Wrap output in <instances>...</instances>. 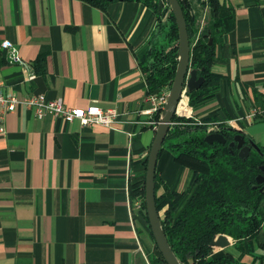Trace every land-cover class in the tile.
<instances>
[{
	"label": "crops",
	"instance_id": "obj_1",
	"mask_svg": "<svg viewBox=\"0 0 264 264\" xmlns=\"http://www.w3.org/2000/svg\"><path fill=\"white\" fill-rule=\"evenodd\" d=\"M206 1L190 0L201 26L210 16ZM228 1L233 10L221 17L226 25L233 18L234 29L217 36L212 71L222 76L214 83L218 89L195 107L188 102L201 119H239L233 129L252 149L264 151V117L245 118L264 112V0ZM157 25L158 15L145 0H113L105 11L83 0H0L4 94H43L70 108L95 105L121 114L113 128L52 115L39 119L25 106L6 115V133L0 135V264H150L161 256L130 192L145 182L156 134L147 125L152 102L140 59ZM6 41L21 64L9 62ZM157 173L163 182L158 196L164 185L184 192L194 179L193 170L165 149ZM233 243L214 251L228 250L250 263L253 258Z\"/></svg>",
	"mask_w": 264,
	"mask_h": 264
},
{
	"label": "trees",
	"instance_id": "obj_2",
	"mask_svg": "<svg viewBox=\"0 0 264 264\" xmlns=\"http://www.w3.org/2000/svg\"><path fill=\"white\" fill-rule=\"evenodd\" d=\"M83 1L105 11L113 0ZM145 1L158 15L150 50L140 59L150 96L171 90L179 62V29L165 0V9L157 0ZM179 2L190 38V69L204 78L200 89L187 92L190 105L195 107L213 97L218 89L214 83L222 76L212 71L217 36L223 33L224 28L227 31L234 29V19H229L226 25L221 14L224 10L232 12L233 9L228 0H207L210 16L201 26L192 14L190 0ZM38 63H42V57ZM37 70L41 68L37 66ZM153 119L159 121L160 113ZM202 120L224 122L232 119ZM173 122L163 150L170 152L178 164L194 172L192 185L186 191H172L164 185L160 196L157 190L163 182L156 172V205L174 253L182 264H264V241H259L260 234L264 232V194L261 192L264 184L257 183L262 174L260 167L264 166V152L252 149L249 156L241 157L238 149L230 147L235 136L240 134L231 127H224L221 132L227 138L226 144H210L206 142V126L179 116H175ZM130 192L132 199L144 201L145 218L149 224L145 182L132 185ZM150 235L154 240L151 227ZM219 235L228 236L237 251L248 254L253 260L250 263L239 261L228 250L216 253L211 241ZM160 261L165 262L162 255L151 258L150 264Z\"/></svg>",
	"mask_w": 264,
	"mask_h": 264
},
{
	"label": "water",
	"instance_id": "obj_3",
	"mask_svg": "<svg viewBox=\"0 0 264 264\" xmlns=\"http://www.w3.org/2000/svg\"><path fill=\"white\" fill-rule=\"evenodd\" d=\"M175 17L179 29V62L177 66L176 76L172 83L170 96L165 110L160 119V125L155 134L154 141L151 145L147 160L145 190H146V209L149 219L151 231L163 259L167 264H182L179 258L174 253L169 241L163 230L160 214L156 205V172L160 154L164 148L165 138L171 127L174 117L176 116L178 105L183 97L184 89L186 91L198 90L204 83V78L198 77L196 70L190 69L191 46L190 38L187 29V23L183 9L179 0H165ZM212 43V41H210ZM8 60L14 64H21L20 61H15L8 55ZM206 142L213 144L215 142L226 144L227 138L222 133H211L206 137ZM230 147L240 151L241 157H247L251 153V146L246 143V140L241 134L235 136L230 143ZM264 152V151H263ZM262 172L259 175L257 183L264 184V166L260 167ZM264 194V187L261 189ZM232 241L226 235H219L211 241V246L215 249L224 250L230 246Z\"/></svg>",
	"mask_w": 264,
	"mask_h": 264
},
{
	"label": "built area",
	"instance_id": "obj_4",
	"mask_svg": "<svg viewBox=\"0 0 264 264\" xmlns=\"http://www.w3.org/2000/svg\"><path fill=\"white\" fill-rule=\"evenodd\" d=\"M5 49L8 50V55L15 61H20L18 53L13 45L6 41L3 43ZM36 74H32L29 78L33 80ZM184 89L183 97L178 105L176 116L185 117L188 119H194V123L201 126H206L208 134L221 133L224 127H235L239 119L224 121V122H204L201 118L195 117L192 108L189 106V98ZM170 96V90L150 95V101L152 102V108L147 112L150 120L147 125L155 132L160 125V120L155 121L153 118L157 113H160V119L162 113L165 110ZM21 106H25L35 112L39 119L44 118L47 115L59 117L66 122L80 121L83 126L101 125L109 128L115 127L121 121V114L115 110H105L98 106L92 105L87 108H70L67 107L61 99H49L46 95H31L25 98H19L12 95H6L3 92L2 85L0 84V135L6 133L5 129V117L9 113H15ZM261 117H264V112L252 111L245 116L246 119L255 121ZM174 122L171 123V126ZM135 209L144 210L142 199L133 201Z\"/></svg>",
	"mask_w": 264,
	"mask_h": 264
},
{
	"label": "rangeland",
	"instance_id": "obj_5",
	"mask_svg": "<svg viewBox=\"0 0 264 264\" xmlns=\"http://www.w3.org/2000/svg\"><path fill=\"white\" fill-rule=\"evenodd\" d=\"M164 9H165V8H164ZM167 20H168V19H167V17L165 16V17H164V22H166Z\"/></svg>",
	"mask_w": 264,
	"mask_h": 264
},
{
	"label": "bare ground",
	"instance_id": "obj_6",
	"mask_svg": "<svg viewBox=\"0 0 264 264\" xmlns=\"http://www.w3.org/2000/svg\"><path fill=\"white\" fill-rule=\"evenodd\" d=\"M187 94V93H186ZM189 98V97H188Z\"/></svg>",
	"mask_w": 264,
	"mask_h": 264
}]
</instances>
